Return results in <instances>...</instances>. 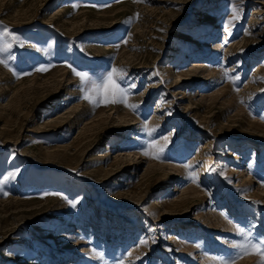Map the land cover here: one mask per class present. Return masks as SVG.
<instances>
[{
  "label": "rangeland",
  "instance_id": "374dc122",
  "mask_svg": "<svg viewBox=\"0 0 264 264\" xmlns=\"http://www.w3.org/2000/svg\"><path fill=\"white\" fill-rule=\"evenodd\" d=\"M5 27L0 264L264 261L233 247L264 238V0H0ZM113 67L127 104L84 100L73 69Z\"/></svg>",
  "mask_w": 264,
  "mask_h": 264
},
{
  "label": "snow or ice",
  "instance_id": "6c2138e0",
  "mask_svg": "<svg viewBox=\"0 0 264 264\" xmlns=\"http://www.w3.org/2000/svg\"><path fill=\"white\" fill-rule=\"evenodd\" d=\"M5 37H11L12 41L17 39V36L6 27L3 31H0V40H3ZM10 47V43H5L3 47H0V52L7 51ZM0 63H4V61L0 60ZM38 70L45 71L46 69L41 68ZM124 72L125 70L123 69H116L113 67L106 73L94 76L87 72L73 69V74L80 80L79 87L83 93L82 98L93 104V106H100L101 103L104 106L115 103L127 104V98L130 95V90L135 87V85H128L127 87L122 86L121 81L124 78ZM144 130L148 135H151L154 131V129H149L147 124L144 125ZM163 150L164 148L162 145L150 141L146 145V150L143 154L154 159H159ZM187 167L191 168L192 166L188 165ZM192 179H195V176H192ZM237 232L241 236L248 237L249 235L244 229L238 228ZM233 247L237 249L245 248V250H247L248 247H251L256 249V254L264 257V238H262L258 243L249 242L248 245L234 244ZM100 258L102 259V257ZM221 264H234V262L221 261ZM261 264H264V261H262Z\"/></svg>",
  "mask_w": 264,
  "mask_h": 264
}]
</instances>
